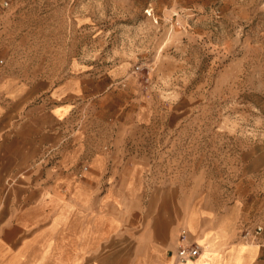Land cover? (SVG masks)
<instances>
[{
	"label": "rangeland",
	"instance_id": "rangeland-1",
	"mask_svg": "<svg viewBox=\"0 0 264 264\" xmlns=\"http://www.w3.org/2000/svg\"><path fill=\"white\" fill-rule=\"evenodd\" d=\"M0 81L72 105L73 264L123 235L125 264L139 236L165 249L187 207L206 228L231 216V244L264 229V0H0Z\"/></svg>",
	"mask_w": 264,
	"mask_h": 264
},
{
	"label": "crops",
	"instance_id": "crops-1",
	"mask_svg": "<svg viewBox=\"0 0 264 264\" xmlns=\"http://www.w3.org/2000/svg\"><path fill=\"white\" fill-rule=\"evenodd\" d=\"M43 89L41 84L31 92L22 87L15 92L0 88V264H73V191L83 189L73 180L76 157H64L70 148L65 124L72 105L59 104L49 111L42 105L30 106ZM90 163L95 182L90 191L94 194L101 190L99 182H103L110 159L97 152ZM87 170V166L83 168V172ZM10 181L15 184L7 186ZM186 213V225L165 249L150 237L134 238L139 253L133 264H264V248L259 242L231 244L235 235L231 216L206 228L197 209L187 207ZM182 228L189 230L194 242L193 235H200L197 243L203 248L198 259L185 263L176 256ZM113 241L115 253L103 254L99 260L125 264V235ZM143 248L147 252H141Z\"/></svg>",
	"mask_w": 264,
	"mask_h": 264
},
{
	"label": "built area",
	"instance_id": "built-area-1",
	"mask_svg": "<svg viewBox=\"0 0 264 264\" xmlns=\"http://www.w3.org/2000/svg\"><path fill=\"white\" fill-rule=\"evenodd\" d=\"M264 229L257 227L254 232H243L242 239L246 241H252L253 243L259 242L264 248V239L262 236ZM203 252V248L197 242H194L190 238V233L186 228H182L179 233V243L176 251V256L181 263L198 259Z\"/></svg>",
	"mask_w": 264,
	"mask_h": 264
}]
</instances>
